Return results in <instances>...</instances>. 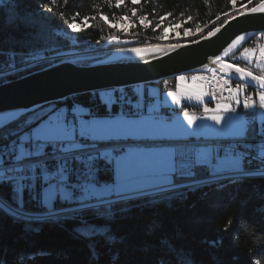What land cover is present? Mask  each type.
I'll return each instance as SVG.
<instances>
[{"label":"snow or ice","instance_id":"obj_1","mask_svg":"<svg viewBox=\"0 0 264 264\" xmlns=\"http://www.w3.org/2000/svg\"><path fill=\"white\" fill-rule=\"evenodd\" d=\"M107 2L111 4L112 0ZM141 2L131 0V17L125 14L117 21L113 15L109 21L107 15L100 13V18L112 28L126 22L135 27L132 17L137 16L135 6ZM230 2L234 6L236 0ZM51 3L54 5L56 0ZM124 4L125 0H115L112 6L119 9ZM0 5H3L0 18L6 19L10 27L42 23L40 18L21 15L18 0H0ZM47 11L52 12V7ZM246 13L264 14V0L251 8L242 5L235 14L224 13L223 24L209 30L200 40L215 37L224 24ZM171 15L169 12L160 16L156 28ZM77 16L79 12L68 24L73 32L86 30L89 20L95 19V16H85L77 23ZM138 20L142 26L151 24L147 14L140 15ZM190 34L185 31V35ZM247 35L236 36L221 54L208 57L216 67L204 64L191 76L195 91L186 99L195 97L202 106L201 116L191 115L185 108L181 120L162 111L158 104L149 105L145 112L139 98L117 89L94 92L93 97L98 96L99 104L94 99L93 107L73 102L71 109L50 104L0 112V216L22 223L27 230H33L35 225L63 226L72 222L73 231L80 236H103L110 231L109 225L91 223L89 216L110 220L117 205L134 199L169 193L183 198L184 190L194 191L213 184L223 188L225 182L264 177V45L246 47L240 52L246 66L225 59ZM107 39L118 38L110 34ZM258 39H264V32L258 34ZM200 40L192 43L198 44ZM176 47L179 45L169 46L167 50ZM154 50L165 51L160 46L127 49L138 56ZM5 55L7 62L0 61V84L8 82L6 77L36 67L44 59L38 51L27 56L0 51V56ZM18 55L21 57L19 68L16 66ZM204 71L211 75L199 74ZM176 80L188 82L185 75L177 76ZM233 80L237 81L235 85ZM250 86L254 91L246 94ZM167 96L173 104L180 102L176 91L167 92ZM254 97L258 98V105ZM148 138L178 143L156 151L142 149L135 143ZM206 243L211 248L222 246L216 240ZM93 256H97L95 250ZM255 257L249 264H261L264 246L257 249ZM180 258L181 264H194L191 252L181 250ZM213 258L216 259L215 254ZM216 264L222 262L216 260Z\"/></svg>","mask_w":264,"mask_h":264},{"label":"trees","instance_id":"obj_2","mask_svg":"<svg viewBox=\"0 0 264 264\" xmlns=\"http://www.w3.org/2000/svg\"><path fill=\"white\" fill-rule=\"evenodd\" d=\"M259 2L252 0L249 4L248 0H236L233 6L230 0H142L135 6L137 16L132 17L135 27L124 31L110 27L108 21L100 18V13L107 15L109 21L113 15L117 21L125 14L131 17V0H125L119 9L112 6L115 0L111 4L107 0H56L54 5L51 0H18L21 15L40 18L42 23L10 27L6 19L0 18V51H15L24 56L34 51L41 56L73 50L84 52L93 46L103 49L110 34L132 40L135 44L158 43L170 24L178 26L181 35L186 30L196 32L205 29L197 37L176 43L192 41L223 24L226 19L224 13L235 14L242 5L251 8ZM48 7H52V12L47 11ZM76 12H79L77 23L85 16H95L84 31L73 32L68 28ZM169 12L172 15L160 28H156L160 23L159 17ZM145 14L151 21L148 26H142L138 20ZM185 20L187 23H183ZM116 47L111 45L109 48ZM240 52L241 49L236 54ZM7 59L6 55L0 56V61L7 62ZM20 59L18 55V68L21 67ZM58 60L40 62L27 71L6 77V80L41 70ZM239 64L245 65L242 59ZM156 85L162 91H174L177 80L170 78ZM126 90L131 95L136 94L135 87ZM247 90L249 93L254 91L252 87ZM93 93L69 97L58 102L57 106L71 109L73 102H77L84 107H93L94 99L99 104L98 96L93 97ZM100 108L104 110L102 105ZM186 108L199 110L195 105ZM122 208L127 210L120 211ZM116 209L110 220L89 216L91 223L107 224L110 228L105 235L95 237L76 234L72 222L63 226L35 225L33 230H27L22 223L0 216V260L3 264H181L180 253L183 250L191 252L194 264H216V260L222 264H249L256 258L257 249L264 246V177L225 182L223 188L213 184L194 191L184 190L183 198L173 197L170 193L150 195L117 205ZM213 240L222 242V246L218 249L209 247L206 242Z\"/></svg>","mask_w":264,"mask_h":264},{"label":"water","instance_id":"obj_3","mask_svg":"<svg viewBox=\"0 0 264 264\" xmlns=\"http://www.w3.org/2000/svg\"><path fill=\"white\" fill-rule=\"evenodd\" d=\"M260 32H264V14L246 13L224 24L215 37L208 40L196 39L200 40L198 44L192 43L195 41L192 40L132 46L153 49L160 46L165 49L163 52L154 50L139 56L128 52V48H122L62 58L44 69L0 84V112L31 108L34 105H56L69 97L83 93L154 85L179 75L197 74V70L204 64H208L210 68L216 67L211 64L208 57L221 54L236 36L248 34L232 52ZM128 43L135 44L134 41L128 42L118 38L108 41L104 48ZM173 45L179 47L172 51L167 50ZM232 52L225 57L226 60ZM205 72L207 71L201 73Z\"/></svg>","mask_w":264,"mask_h":264},{"label":"rangeland","instance_id":"obj_4","mask_svg":"<svg viewBox=\"0 0 264 264\" xmlns=\"http://www.w3.org/2000/svg\"><path fill=\"white\" fill-rule=\"evenodd\" d=\"M117 27L119 29H122L124 31H129L130 28L132 27V24H129V23H125L123 26L117 24ZM205 29H203L204 31ZM192 34L190 35H185V33L183 35L179 34L178 33V26H173V27H168L166 28L165 32H164V37L163 39L158 42V43H149V44H125V45H117L116 48H109L111 51L112 50H118V49H122V48H129V47H132V46H149V45H155V44H169V43H176V41H180V40H186V39H191V38H194V37H197L198 35H200L202 32L200 30L196 31V32H191ZM126 41H132V40H129V39H124ZM178 43V42H177ZM105 49V48H103ZM96 50H101V48H99L98 46H93V48L90 50V51H96ZM257 56H258V52H257ZM240 57V55H239ZM241 59L243 60V63L245 64L244 66L247 65V62L241 57ZM254 63L255 61L253 62V65L251 67H254ZM194 75V74H190V75H185L187 77V79H190L187 80L188 82L187 83H181V87H180V90H179V93H180V97L182 100L189 102L190 104L192 105H195L196 107L199 108V110H190L189 108H187V110L189 111V114L191 115H196L198 116V113H202V106H200V104L197 102V101H194V103L191 102V100H187L186 97L191 93V92H194L195 89L193 88V85L191 83V76ZM197 88L199 87V85L196 86ZM193 98L195 99V97L193 96ZM209 98L208 97H205V100H208ZM210 107L211 106H214L212 104L209 105ZM179 119L183 120V115L182 114H179L177 116ZM199 122V121H198ZM145 141H149V142H169L171 140H168V139H165V138H148V139H143ZM140 142H144V141H140ZM255 178V177H254Z\"/></svg>","mask_w":264,"mask_h":264},{"label":"crops","instance_id":"obj_5","mask_svg":"<svg viewBox=\"0 0 264 264\" xmlns=\"http://www.w3.org/2000/svg\"><path fill=\"white\" fill-rule=\"evenodd\" d=\"M187 80L190 81V79H187ZM180 87H181V83H179L177 81V88L174 91H176L178 93V100L180 102L176 103V104H173L171 101V98L167 96V92H169V91H162L161 87L158 85L136 86L135 92H136V94H139V95L142 94L141 96L146 97L148 99V103L146 105V108H148V106L151 104H158V105L162 106V109L175 108V107H178L179 105H181V103L186 102V101L182 100L180 97V93H179ZM194 101H196L194 98L191 99L192 103H194ZM187 104L189 106H193L189 102H187ZM212 105H214V104H212ZM140 141H144V142H140ZM135 143H137L142 149L150 150V151L161 150V149H164V148L171 146V145H167L166 144L167 142L166 143L165 142H149V141H145V140H138V141H135Z\"/></svg>","mask_w":264,"mask_h":264},{"label":"built area","instance_id":"obj_6","mask_svg":"<svg viewBox=\"0 0 264 264\" xmlns=\"http://www.w3.org/2000/svg\"><path fill=\"white\" fill-rule=\"evenodd\" d=\"M55 33H59V31H55ZM258 45H264V39H258V37L255 36V37H253V38H251L249 40V42H248V44H247L246 47L247 48H256ZM69 54L72 56V55H78L79 53L77 51H69ZM53 58L54 57H44V59H42L41 61L42 62L43 61H48V60L53 59ZM233 62L239 64V63H241V58L239 56H236V57L233 58ZM203 75L210 76L211 73L209 72L208 74H203ZM232 83H233V85H235V83L233 81H232ZM117 90H120V89H117ZM121 90L127 92L126 89H121ZM246 94H249V92H247V90H246ZM224 95L227 96L228 93L225 92ZM137 98H139L140 101H141V103L144 104V110L146 112L147 109H146V106H145V104H146L145 103V100L142 97H137ZM241 99H243V97H241ZM254 99H256V104L258 105L257 98L254 97ZM187 106H188V104L186 102H183L178 107H175V108H165V109H162V111L167 112V113H170L173 117H175L176 116V110L177 111H183V109L186 108ZM114 110H118V109L115 108V106H114ZM241 111H242V109H241ZM202 114L203 113H198V116H201ZM176 143H178V142H174L173 144L171 143V146L174 145V144H176ZM166 144L167 145H170L168 143H166Z\"/></svg>","mask_w":264,"mask_h":264},{"label":"bare ground","instance_id":"obj_7","mask_svg":"<svg viewBox=\"0 0 264 264\" xmlns=\"http://www.w3.org/2000/svg\"><path fill=\"white\" fill-rule=\"evenodd\" d=\"M250 40V39H249ZM248 40V41H249ZM247 41V42H248ZM247 42H245V43H247ZM248 44V43H247ZM247 44L245 45V46H241V47H239L237 50H235L234 52H232L231 54H230V56H229V58L227 59L229 62H233V58L234 57H236V56H239V54L237 55L236 54V52L238 51V50H240L241 49V51H243V49L244 48H246V46H247ZM110 49L109 48H107V49H101V50H96V51H90V50H88V51H84V52H79V51H77L79 54L78 55H87V54H93V53H100V52H106V51H109ZM74 51V50H73ZM71 55L69 54V51H66V52H62V53H59V55H57V54H55V55H51V56H43V57H54L53 59H62V58H66V57H70ZM53 59H50V60H53ZM59 61V60H58ZM40 62H42V61H40ZM39 62V63H40ZM44 62V61H43ZM57 62V61H56ZM55 63V62H54ZM52 65V64H51ZM48 67V66H47ZM46 68V67H45ZM44 69V68H43ZM32 73V72H31ZM209 72H205V73H199V74H208ZM27 75V74H26ZM22 77V76H21ZM233 82L234 83H236V81H234L233 80ZM152 85V84H151ZM154 85H156V84H154ZM146 86H148V85H146ZM134 87H136V86H134ZM120 90L121 89H127V88H119ZM112 90V89H111ZM247 90V89H246ZM127 91V90H126ZM248 91V90H247ZM99 92H101V91H99ZM128 92V91H127ZM75 96V95H74ZM130 96L131 97H133V98H137V97H142L144 100H145V106L147 105V103H148V99L146 98V97H143V96H141V95H139V94H135V95H131L130 94ZM257 100H258V98H257ZM57 105V104H56ZM147 109V108H146ZM185 109V108H184ZM182 113V111H177L176 110V116L175 117H177L179 114H181ZM174 142H177V141H169V142H167L168 144H170L171 145V143L173 144ZM166 143V142H165ZM256 178V177H255Z\"/></svg>","mask_w":264,"mask_h":264}]
</instances>
